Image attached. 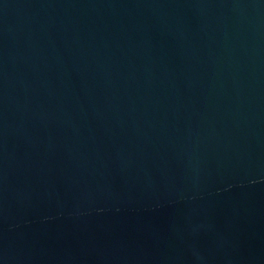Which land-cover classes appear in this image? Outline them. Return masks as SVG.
<instances>
[{"label": "water", "instance_id": "1", "mask_svg": "<svg viewBox=\"0 0 264 264\" xmlns=\"http://www.w3.org/2000/svg\"><path fill=\"white\" fill-rule=\"evenodd\" d=\"M0 264H264V0H0Z\"/></svg>", "mask_w": 264, "mask_h": 264}]
</instances>
